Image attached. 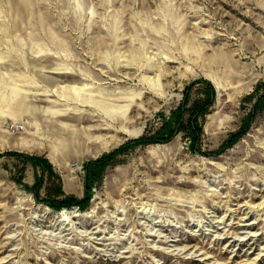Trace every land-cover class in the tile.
I'll return each mask as SVG.
<instances>
[{
    "label": "rangeland",
    "instance_id": "374dc122",
    "mask_svg": "<svg viewBox=\"0 0 264 264\" xmlns=\"http://www.w3.org/2000/svg\"><path fill=\"white\" fill-rule=\"evenodd\" d=\"M263 93L264 0H0V264H264Z\"/></svg>",
    "mask_w": 264,
    "mask_h": 264
},
{
    "label": "trees",
    "instance_id": "16d2710c",
    "mask_svg": "<svg viewBox=\"0 0 264 264\" xmlns=\"http://www.w3.org/2000/svg\"><path fill=\"white\" fill-rule=\"evenodd\" d=\"M207 87L209 88V86H207ZM185 102H186V96L184 97L183 104ZM263 103H264V93L257 99L256 104H255V108L257 109ZM184 106L185 105H183V107ZM202 111H203V105H200L199 108H198V110H197V115L200 114ZM183 114H184V109L183 108L181 110L178 109L177 111H175L174 113H172L171 118H170V121L167 122L168 124L166 123L167 124L166 126L164 124V127L163 128H164V130L167 131V135H166V138L167 139L170 136L173 135V133H174V127H177V130L180 127H182L184 124H185V127H186V122L184 123L183 122V119H182ZM194 119H196V118H194ZM173 124H174V126H173ZM188 125H189V128L191 129V131H195L194 129H196V127H194L193 121H189L188 122ZM195 132H196V135H197L199 133V129L197 128V130ZM235 135H239V133L238 134H235ZM234 138H232V139H234ZM157 140L159 141L160 139H157ZM162 140H163V138H162ZM150 141L151 140H149V139L140 138V139L135 140V141H133L131 143L137 144V143L150 142ZM120 151H122V148H120L118 150V152H120ZM25 157L28 158V159L33 160L34 162H38V163L41 160L40 158H38L36 156H27L26 155ZM106 159L107 158L102 157L101 159H99L96 162H92V163L87 164V166H86V176H85V182H84V186H85V189H86V196L84 197V199L83 200H76V199H74V198L71 197V198L65 200L66 202H72L73 204H77V205H82L83 203H86L87 202V200L89 199V195H88V188L89 187H88V185L90 183L89 180H90L91 171H93L94 169H99L100 167L105 166ZM46 169H48L49 171H51L50 165H47V168ZM36 186H38V185H36Z\"/></svg>",
    "mask_w": 264,
    "mask_h": 264
},
{
    "label": "built area",
    "instance_id": "2783aa9c",
    "mask_svg": "<svg viewBox=\"0 0 264 264\" xmlns=\"http://www.w3.org/2000/svg\"><path fill=\"white\" fill-rule=\"evenodd\" d=\"M21 128H22V126H19V125H12V126L10 127V130H11L12 133H15V132H18L19 129H21Z\"/></svg>",
    "mask_w": 264,
    "mask_h": 264
},
{
    "label": "bare ground",
    "instance_id": "6f19581e",
    "mask_svg": "<svg viewBox=\"0 0 264 264\" xmlns=\"http://www.w3.org/2000/svg\"><path fill=\"white\" fill-rule=\"evenodd\" d=\"M232 218V217H231ZM230 225V224H229Z\"/></svg>",
    "mask_w": 264,
    "mask_h": 264
}]
</instances>
